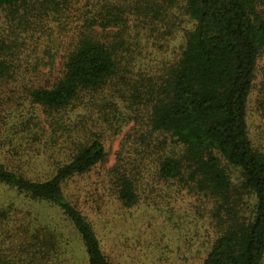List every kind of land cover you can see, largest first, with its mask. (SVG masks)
Wrapping results in <instances>:
<instances>
[{
    "label": "trees",
    "instance_id": "1",
    "mask_svg": "<svg viewBox=\"0 0 264 264\" xmlns=\"http://www.w3.org/2000/svg\"><path fill=\"white\" fill-rule=\"evenodd\" d=\"M263 58L264 0H0V152L20 158L0 153V264H128L99 190H71L121 134L104 192L129 212L188 192L215 230L202 264H264ZM257 99L264 118V80Z\"/></svg>",
    "mask_w": 264,
    "mask_h": 264
},
{
    "label": "rangeland",
    "instance_id": "2",
    "mask_svg": "<svg viewBox=\"0 0 264 264\" xmlns=\"http://www.w3.org/2000/svg\"><path fill=\"white\" fill-rule=\"evenodd\" d=\"M177 45L176 41L174 46ZM158 50L157 46L151 44L149 52L153 57L147 60H153L159 53ZM173 51L174 48L171 53ZM258 72L257 87L250 105V129L257 144L261 146L264 144V118L257 98L264 80V58L258 64ZM122 141L124 134L109 137L106 141L107 161L88 179H79L71 185V190L75 189L76 194L83 200L91 195L93 189V193L97 194L96 191L99 190L104 198L105 202L101 207L103 215H97L96 209L92 211L90 206L87 207L91 219L99 229L102 228L100 237L105 242L107 252L114 249L115 257L128 264H202L215 239V230L200 218L201 203L195 197H191L188 192L179 194L177 190H171L170 185L169 188L159 187L160 190L153 200H144L129 212L109 192L103 191L102 188L108 184V172L118 162L123 151ZM0 153L8 166L20 164V158L15 162L11 154ZM24 154L25 152L23 156ZM2 193L3 199L14 197L10 191L2 190ZM106 223L108 232H104L103 224Z\"/></svg>",
    "mask_w": 264,
    "mask_h": 264
}]
</instances>
